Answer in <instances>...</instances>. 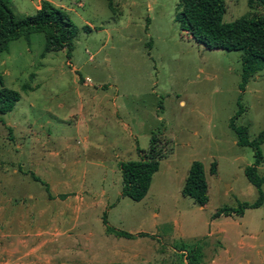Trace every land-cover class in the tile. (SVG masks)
I'll use <instances>...</instances> for the list:
<instances>
[{
    "label": "rangeland",
    "instance_id": "374dc122",
    "mask_svg": "<svg viewBox=\"0 0 264 264\" xmlns=\"http://www.w3.org/2000/svg\"><path fill=\"white\" fill-rule=\"evenodd\" d=\"M39 1L9 6L21 18ZM48 1L74 26L70 55L43 52L41 32L0 52V86L19 94L0 115V264H188L190 250L193 264L264 263V202L210 217L256 198L243 174L252 150L228 124L239 103L234 124L250 139L264 130V66L239 93V52L182 33L178 0ZM224 4L223 22L250 11L246 0ZM151 136L162 158L135 202L119 194L117 165L136 160ZM193 160L203 166V206L180 192Z\"/></svg>",
    "mask_w": 264,
    "mask_h": 264
},
{
    "label": "trees",
    "instance_id": "16d2710c",
    "mask_svg": "<svg viewBox=\"0 0 264 264\" xmlns=\"http://www.w3.org/2000/svg\"><path fill=\"white\" fill-rule=\"evenodd\" d=\"M246 5L250 11L230 22L221 20L225 10L224 0H178L174 10V21L178 29L197 44L205 49L239 52L241 68L237 86L239 93L244 90L247 78L257 71L255 68L264 66V0H246ZM34 32H41L44 36L43 52L65 50L66 56L70 55L74 26L60 7H56L48 0H40L32 15L16 18L10 9L9 0H0V52L6 50L9 41ZM18 99V92L1 85L0 115L12 110ZM241 112L238 103V110L230 117L228 125L235 134L236 144L252 150L253 161L250 165L244 166L243 174L255 188L256 198L252 202H238L235 207H219L210 215L212 219L219 216H240L245 209L259 207L263 201L261 184L264 175L257 173L256 166L264 159L260 149L264 141V130L250 139L246 126L235 125L233 122ZM135 150L139 155L136 160L119 161L117 167L120 174V195L137 202L146 194L151 176L158 169L162 155L153 136L150 137L144 153H140L137 147ZM214 169V164L211 163L210 173H214ZM30 175L39 181L35 175L32 173ZM206 190L203 166L199 161L193 160L189 164L180 192L198 206H203L207 201ZM57 196L63 199L65 194L60 193ZM104 219L103 212L102 222L105 224ZM115 232L125 238L134 236L122 230ZM191 252L193 251L187 253L188 264H193Z\"/></svg>",
    "mask_w": 264,
    "mask_h": 264
},
{
    "label": "crops",
    "instance_id": "0c3cea01",
    "mask_svg": "<svg viewBox=\"0 0 264 264\" xmlns=\"http://www.w3.org/2000/svg\"><path fill=\"white\" fill-rule=\"evenodd\" d=\"M38 6H36V8H37ZM245 87V86H244ZM246 92V88L242 91V93L244 94ZM261 92L259 91V89L258 88H253L252 89V94H253V96H262L263 94H261V95H257V94H260ZM35 141H39L38 139H36ZM261 145H264V141H263V143L261 144ZM262 148H264V147H262ZM44 152L45 153H47V156H51V157H55V156H57V153H55V151L54 150H52V148H51V150L49 151V150H46L45 148H44ZM263 156V155H262ZM263 158H264V156H263ZM44 159V156H40L37 160H36V165H38V164H40L41 162H42V160ZM96 164H98V163H96ZM50 165V164H49ZM100 166H102V167H108V164H99ZM256 170H257V173L259 174V175H264V159H263V161L259 164V165H257L256 166ZM34 175V174H33ZM34 180V179H33ZM36 181V180H35ZM263 183H264V180H263V182H262V184H261V188H262V185H263ZM262 191H263V195H264V190L262 189ZM119 194H120V190H119ZM101 195H103V193H101ZM146 195V194H145ZM145 195H144V197L143 198H145ZM27 196V198L28 199H34V197H33V195L32 194H27L26 195ZM51 196V195H50ZM48 198H50V197H48ZM54 198V197H53ZM143 198L141 199V200H143ZM10 199H12V198H10ZM22 200H23V198H22ZM61 200V199H60ZM140 201V200H139ZM138 202V201H137ZM264 202V196H263V201H262V203ZM261 203V204H262ZM23 204V203H22ZM104 204H105V202H104ZM257 208V207H256ZM43 212V211H42ZM152 216H155L156 215V213L155 212H152V214H151ZM231 216V215H230ZM223 217H226V216H223ZM211 219V218H210ZM213 219H215V218H213Z\"/></svg>",
    "mask_w": 264,
    "mask_h": 264
}]
</instances>
